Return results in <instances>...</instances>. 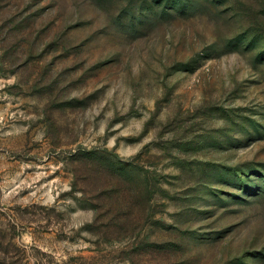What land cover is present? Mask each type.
<instances>
[{
	"label": "rangeland",
	"instance_id": "374dc122",
	"mask_svg": "<svg viewBox=\"0 0 264 264\" xmlns=\"http://www.w3.org/2000/svg\"><path fill=\"white\" fill-rule=\"evenodd\" d=\"M0 264H264V0H0Z\"/></svg>",
	"mask_w": 264,
	"mask_h": 264
}]
</instances>
